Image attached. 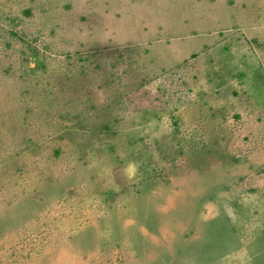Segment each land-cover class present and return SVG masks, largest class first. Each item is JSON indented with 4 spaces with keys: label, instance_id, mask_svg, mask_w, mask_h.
<instances>
[{
    "label": "rangeland",
    "instance_id": "1",
    "mask_svg": "<svg viewBox=\"0 0 264 264\" xmlns=\"http://www.w3.org/2000/svg\"><path fill=\"white\" fill-rule=\"evenodd\" d=\"M0 264H264V0H0Z\"/></svg>",
    "mask_w": 264,
    "mask_h": 264
}]
</instances>
